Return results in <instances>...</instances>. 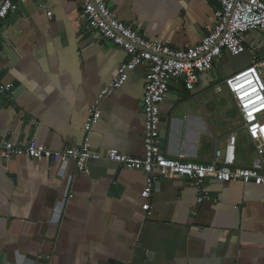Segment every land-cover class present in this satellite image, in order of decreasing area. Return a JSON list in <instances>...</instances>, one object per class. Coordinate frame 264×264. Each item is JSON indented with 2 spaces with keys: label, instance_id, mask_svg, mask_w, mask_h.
Returning a JSON list of instances; mask_svg holds the SVG:
<instances>
[{
  "label": "crops",
  "instance_id": "obj_1",
  "mask_svg": "<svg viewBox=\"0 0 264 264\" xmlns=\"http://www.w3.org/2000/svg\"><path fill=\"white\" fill-rule=\"evenodd\" d=\"M108 6L145 38L176 49L198 45L219 7L212 0H108ZM245 43L264 56L260 33L246 34ZM234 58L226 53L214 68L228 78L253 61L251 52ZM128 59L122 48L85 31L79 2L20 0L0 32L2 83H17L19 91L0 110V139H35L55 152L81 145L91 105ZM145 71H132L102 102L93 149L145 156ZM207 76L193 91L182 80L170 83L161 128L171 157L210 163L215 139L223 143L242 125L232 96L215 90L224 80L209 84ZM245 141L241 135L239 159L248 163ZM88 167L84 175L72 162L0 157V264H264V186L213 180L215 201L198 206L191 183L160 178L148 216L143 171L108 161Z\"/></svg>",
  "mask_w": 264,
  "mask_h": 264
},
{
  "label": "built area",
  "instance_id": "obj_2",
  "mask_svg": "<svg viewBox=\"0 0 264 264\" xmlns=\"http://www.w3.org/2000/svg\"><path fill=\"white\" fill-rule=\"evenodd\" d=\"M19 1L0 0V32L9 15L19 10ZM212 1L219 5L215 9L213 27L198 45L176 49L160 40L147 39L128 27L111 11L108 0H78L85 31L122 48L129 59L119 66L115 77L91 105L81 145L55 152L35 139L18 143L0 139V157L9 159L26 154L34 160L48 161L51 165L72 162L84 175L90 174V161H108L143 171L146 186L141 194L144 201L142 208L148 216L151 215L150 200L154 186L160 178H182L191 183L198 206L215 201L208 189L213 180L264 186V56L259 50L249 49L245 43L246 34L251 32L260 33L264 39V0ZM48 16L51 17L52 13L48 12ZM247 50L253 55L252 64L215 87L217 93L226 90L232 96L242 125L233 130L223 143L220 144L221 139H215L219 147L210 163L193 162L184 155H168L162 148L161 106L169 94L170 83L182 80L186 89L193 91L201 76L214 68L226 53L237 57ZM138 67H145L146 70L143 97L145 156L133 157L116 149H93L91 141L95 135L94 128L101 119L102 102L121 89L130 73ZM6 89L8 86H3L1 91ZM241 135L250 144L248 163L239 159Z\"/></svg>",
  "mask_w": 264,
  "mask_h": 264
},
{
  "label": "water",
  "instance_id": "obj_3",
  "mask_svg": "<svg viewBox=\"0 0 264 264\" xmlns=\"http://www.w3.org/2000/svg\"><path fill=\"white\" fill-rule=\"evenodd\" d=\"M35 2H38L40 0H33ZM75 2H78V0H73ZM12 17H14V15H12ZM7 74V71H3L0 69V110L5 106L6 103H11L12 99H10V96L16 98L19 94V91L17 93H15V87L17 86V83H12L10 86H8V89L1 91V88L4 86L2 83L3 77ZM207 76V80L209 82V84L211 82H215V81H223L227 78V75L225 73V70L223 68H212L210 71H208V73L203 74L201 77L203 76ZM172 95L168 94L165 101L163 103H166L168 98H171ZM166 117H161V121L162 123L166 122ZM161 136L164 137L165 136V130L162 129L161 131Z\"/></svg>",
  "mask_w": 264,
  "mask_h": 264
},
{
  "label": "rangeland",
  "instance_id": "obj_4",
  "mask_svg": "<svg viewBox=\"0 0 264 264\" xmlns=\"http://www.w3.org/2000/svg\"><path fill=\"white\" fill-rule=\"evenodd\" d=\"M246 52H249V50H247ZM246 52L245 53H243V54H241L240 56H237V57H235L234 59H233V61H236V59H239V58H241L242 57V55H245L246 54ZM249 67V66H248ZM247 68V67H246ZM243 70V69H242ZM223 87H225V85H222ZM236 110H237V108H236ZM238 112V111H237ZM232 127L233 128H235L233 125H232ZM230 128V131H232L233 130V128ZM230 131H229V133H230ZM244 145L245 146H249V143H248V141L246 140L245 142H244Z\"/></svg>",
  "mask_w": 264,
  "mask_h": 264
}]
</instances>
